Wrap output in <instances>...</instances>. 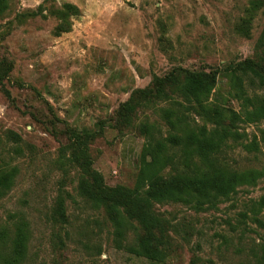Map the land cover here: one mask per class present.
I'll use <instances>...</instances> for the list:
<instances>
[{"label":"rangeland","instance_id":"1","mask_svg":"<svg viewBox=\"0 0 264 264\" xmlns=\"http://www.w3.org/2000/svg\"><path fill=\"white\" fill-rule=\"evenodd\" d=\"M39 4L43 16L14 17ZM247 7L248 0H13L0 18V59L11 63L4 81L10 100L0 93V168L16 173L0 198V229L11 235L15 222H25L20 264H254L264 228L250 220L249 204L264 194V175L209 207L155 204L170 226V252L163 262L151 263L125 250L140 233L134 222L116 242L102 209L77 194L78 170L62 154L65 127L96 131L100 124L89 144L92 168L106 186L131 188L144 142L138 126L153 125L161 135L166 126L157 110L141 109L130 127L115 129L118 105L171 68L221 70L251 58L264 25V3L244 35L236 26ZM245 89L248 96H264V88ZM231 94L227 78L218 74L210 100L238 111L240 101ZM7 130L20 141L5 140ZM260 130L264 120L237 124L238 142L255 138L258 150L232 144L221 154L227 167L264 170ZM58 191L64 197L63 225L50 220ZM258 218L264 223V210Z\"/></svg>","mask_w":264,"mask_h":264},{"label":"trees","instance_id":"2","mask_svg":"<svg viewBox=\"0 0 264 264\" xmlns=\"http://www.w3.org/2000/svg\"><path fill=\"white\" fill-rule=\"evenodd\" d=\"M13 0H0V18L11 11ZM264 0H248L246 17L237 24L238 33L246 35L251 16ZM64 9L75 13L74 6ZM45 8L23 10L15 18L43 16ZM66 32V30H63ZM11 63L0 59V93L10 100L4 85ZM218 74L227 78L232 97L240 101V108L219 105L210 100ZM264 88V25L256 39L251 58L228 63L221 70H188L171 68L163 76H152L141 89L130 92L114 112L113 127H130L137 110L154 109L166 126L164 135L153 125L140 124L138 130L144 142L137 156V171L133 186H106L101 175L92 168L89 144L100 133L86 129L77 131L64 128L66 143L62 147L65 161L79 173L77 194L96 208L102 209L112 224L116 242L123 236L129 222L139 228L134 243L125 250L134 257L151 263H161L170 252L169 223L154 211L155 204L182 203L194 209L214 205L236 193L241 186H253L264 175V170L237 171L226 166L222 152L232 144L246 151L258 150L255 138L243 144L238 123L264 120V96H248L246 89ZM163 105V106H162ZM192 115V117H190ZM200 119L201 124L194 120ZM4 139L14 144L19 137L7 130ZM1 141V140H0ZM258 142L264 154V130L259 131ZM16 150V148H14ZM15 168H0V198L13 185ZM264 210V194L249 204L250 220L259 227L264 223L258 215ZM50 220L56 225L66 222L64 197L57 192ZM25 222L19 219L8 229H0V264H20L24 259L27 242ZM2 249V250H1ZM254 264H264V246L254 255Z\"/></svg>","mask_w":264,"mask_h":264}]
</instances>
